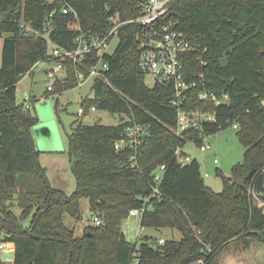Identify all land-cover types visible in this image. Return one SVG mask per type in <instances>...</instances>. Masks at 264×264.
<instances>
[{
	"label": "trees",
	"instance_id": "1",
	"mask_svg": "<svg viewBox=\"0 0 264 264\" xmlns=\"http://www.w3.org/2000/svg\"><path fill=\"white\" fill-rule=\"evenodd\" d=\"M70 5L68 13L64 7ZM74 11L76 13H74ZM128 19L139 13L137 0H0V37H4L0 66V225L5 239L15 245V259L0 264H213V257L230 240L264 241V212L255 203L264 201V0H172L168 20L193 34L204 52L184 58L186 79L204 74L192 94L208 89L229 94L227 103L214 107L216 119L176 132L178 107L173 104L172 83L146 84L139 67L141 28L128 23L120 31L114 52L105 56L107 77L94 80L90 106L134 117L147 129L136 150H117L115 142L126 124L74 122L67 133L76 189L68 194L51 186L39 162L33 127L40 121L17 101V84L39 61H54L49 54L45 22L54 28L52 41L73 49L80 29L105 34L109 15ZM7 34V35H5ZM95 52L85 64L98 61ZM76 65L66 63L61 78L45 96L77 86ZM81 67V66H80ZM195 105L200 102L193 101ZM59 100L55 108L58 111ZM237 124L245 148L244 160L232 176L223 174V190L205 184L197 159L181 162L177 147ZM182 154H185L182 151ZM135 165L132 166L131 164ZM165 165V174L154 195L153 172ZM90 200L102 224L87 226L83 235L69 228L64 214L80 217L81 199ZM17 200V215L8 201ZM143 209L141 227L171 228L180 239L145 236L130 242L122 222L131 209ZM30 218L28 225L24 224ZM249 237V238H248Z\"/></svg>",
	"mask_w": 264,
	"mask_h": 264
},
{
	"label": "built area",
	"instance_id": "2",
	"mask_svg": "<svg viewBox=\"0 0 264 264\" xmlns=\"http://www.w3.org/2000/svg\"><path fill=\"white\" fill-rule=\"evenodd\" d=\"M54 1V0H49ZM139 3V13L131 18L123 19L119 13H113L108 17L109 28L103 35L94 34L80 29V34L75 40L76 46L73 49H65L56 45L49 34L54 28L52 21L53 13L45 22L46 33L36 31L37 34L43 35L47 38L49 46V54L56 58L52 65L46 71L48 78V85L46 90H52L56 79L61 78L66 68V63L72 61L76 67L77 86L82 87L89 80L102 78L109 82L107 71L109 70V63L105 60L106 55L114 52L120 42V31L122 27L128 23L138 24L141 28L138 50H139V67L155 79V83H172L174 86L173 104L178 107L177 112V126L176 132L191 128L198 129L202 133V125L204 123H211L216 119V111L214 107L227 103L229 101V94L222 93L220 95L215 92L204 89L197 94H192L193 90L199 83H204V74L199 75L196 81H188L186 79V70L184 58L191 52H204L199 42L193 41V34L191 32L181 29L173 20H168L166 15L169 11V6L172 0H137ZM71 9L70 5L64 7L63 11L68 13ZM74 13H76L74 11ZM117 44L113 50L111 47L114 42ZM98 52L99 58L96 63L90 66L85 64L86 56ZM47 62V61H44ZM81 66V67H80ZM154 83V84H155ZM47 96H44V98ZM32 96L28 93L22 102L25 108L31 106ZM200 102L201 105H195L193 101ZM96 106H90L89 113L96 112ZM86 107L82 104L79 108L78 115H86ZM88 113V114H89ZM126 124L122 131V136L115 142V148L121 150L124 148L134 149L142 143L144 135L147 134V129L138 123L134 117L125 116L120 118V121ZM234 128L237 124L233 125ZM210 134L206 135L209 136ZM210 144H202L201 150H206ZM181 147H177L176 155L181 157V162L190 161L189 155L182 154ZM218 160L215 159V162ZM132 166L135 164L132 163ZM165 165H160L153 172V178L156 184L153 185L154 195L160 193L159 185L162 182L165 174ZM207 175V174H206ZM143 209H131L130 215L142 214ZM97 225L102 224V219L96 215L93 219ZM160 243L165 242V238H159ZM15 252V245L13 242L5 239V233L0 225V259L5 261H13L4 256L5 252ZM137 259L135 262L137 264ZM203 261L199 260L191 264H201Z\"/></svg>",
	"mask_w": 264,
	"mask_h": 264
},
{
	"label": "rangeland",
	"instance_id": "3",
	"mask_svg": "<svg viewBox=\"0 0 264 264\" xmlns=\"http://www.w3.org/2000/svg\"><path fill=\"white\" fill-rule=\"evenodd\" d=\"M3 40L4 37H0V66ZM116 44L117 41L114 42L111 50L115 48ZM51 65L52 62L39 61L21 78L17 84V101L22 103L26 93L30 96H37V100L31 106V112L37 114L40 121L34 128H40L47 124L54 132L52 137L35 133L38 149L40 150L39 162L45 167L52 187L72 194L76 189V178L72 171L67 136V133L71 130V125L78 121L87 124H116L120 121V115L100 109L84 116L78 115L81 100L86 97H93L94 79L89 80L82 87H75L44 98L49 83L46 71ZM145 82L152 87L155 79L151 75H146ZM56 100H59L58 111L55 108ZM203 143H209L210 147L206 150H201L197 143L189 141L182 151L189 155L191 159L199 161L205 184L215 192H220L223 190L221 174L227 177L232 176L233 167L244 160L245 148L233 126L205 136ZM215 159L218 161L215 162ZM255 203L264 212V201L256 197ZM7 204H10V209L16 212L17 215L21 214L22 210L18 206L17 200L8 201ZM81 210L80 217H72L68 213L64 214L65 224L69 228L75 229V233L78 236L83 235L87 226L95 225L93 219L99 214L93 212L88 198L81 199ZM29 222L30 218L26 219L24 224L28 225ZM140 222L141 214L130 215L122 222V230L132 243H140L145 236L155 239L160 237L180 239L182 237V233L177 229L144 228L141 227ZM246 241V238L230 240L222 249L216 250L213 264H264V241Z\"/></svg>",
	"mask_w": 264,
	"mask_h": 264
},
{
	"label": "water",
	"instance_id": "4",
	"mask_svg": "<svg viewBox=\"0 0 264 264\" xmlns=\"http://www.w3.org/2000/svg\"><path fill=\"white\" fill-rule=\"evenodd\" d=\"M33 130L38 135H43L44 134V136H47V135L50 136V137L54 136V132L50 129L49 125H47V124H45L43 127H40V128H38V127L34 128L33 127ZM4 256L14 260L15 259V252H13V251L12 252H5Z\"/></svg>",
	"mask_w": 264,
	"mask_h": 264
},
{
	"label": "crops",
	"instance_id": "5",
	"mask_svg": "<svg viewBox=\"0 0 264 264\" xmlns=\"http://www.w3.org/2000/svg\"><path fill=\"white\" fill-rule=\"evenodd\" d=\"M36 96V95H35ZM33 133H34V136H35V132H34V130H33ZM35 140H36V136H35ZM36 144H37V147H38V143H37V141H36ZM161 238V237H160ZM136 264V263H135Z\"/></svg>",
	"mask_w": 264,
	"mask_h": 264
}]
</instances>
